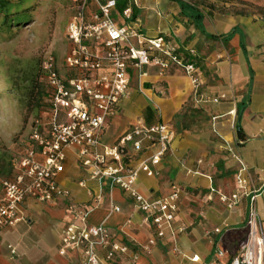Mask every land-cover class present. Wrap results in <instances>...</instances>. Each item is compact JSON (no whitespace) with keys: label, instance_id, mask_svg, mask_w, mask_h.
<instances>
[{"label":"crops","instance_id":"obj_1","mask_svg":"<svg viewBox=\"0 0 264 264\" xmlns=\"http://www.w3.org/2000/svg\"><path fill=\"white\" fill-rule=\"evenodd\" d=\"M178 1L193 4L192 0H136L132 19L146 38H162L184 64L194 65L198 87L192 86L183 66L174 63L164 71L153 64L129 69L128 91L115 115L104 123L100 150L115 145L139 121L146 126L167 125L171 133L168 150L153 168L152 177L139 175L135 189L154 201L177 187L174 228L183 221L185 231L150 245L153 227L144 223L132 200L119 188L90 180L71 148L58 177L69 197L51 203L26 198L21 206L23 220L0 228V264H78L80 251L58 253L61 233L73 221L70 205L85 211L86 225H105L112 240L128 248V254L116 257L114 264H229L246 239L252 195L264 228V41H254L240 25H227L220 34L212 32L205 12L195 6L203 15L201 28L182 14ZM217 42L225 45L218 52ZM215 57H225L219 71L212 65ZM201 61L205 69L199 66ZM62 62L64 72L58 67L59 73L74 77L75 72ZM216 78L225 85L212 86ZM216 98L217 103L212 101ZM144 147L136 154L128 145L129 158L124 163L135 166L157 148ZM242 167L249 196L240 192L236 206L228 209L219 198L236 192ZM14 176L12 167L6 180ZM88 190L100 195L99 203H93ZM219 251L222 258L216 256ZM194 257L200 263L191 262Z\"/></svg>","mask_w":264,"mask_h":264},{"label":"built area","instance_id":"obj_2","mask_svg":"<svg viewBox=\"0 0 264 264\" xmlns=\"http://www.w3.org/2000/svg\"><path fill=\"white\" fill-rule=\"evenodd\" d=\"M6 1V0H0ZM73 15L66 28L70 47L64 66L75 76L64 78L52 53L42 57L40 69L50 93L48 109L33 121L30 144L13 164L15 176L1 183L0 228L14 227L23 220L21 206L26 198L36 203H51L69 197L70 193L58 181L63 172L66 152L75 149L79 163L87 169L90 180L106 183L109 189L119 188L143 214L144 223L153 227L154 245L166 235L183 233V221L174 228L179 189L162 199L149 201L135 189L140 174L152 177L154 169L170 144V128L165 124L146 126L139 121L115 145L100 150V137L105 121L115 115L119 102L129 87V69L153 64L161 71L170 63L183 66L193 87L199 82L193 64H184L175 48L162 38H146L139 23L132 19L131 7L136 0H68ZM122 2L124 8L119 10ZM155 53H158L155 55ZM105 71V72H103ZM221 96L220 99H223ZM219 99H212L217 103ZM145 144L156 145L152 156L135 166H128V145L134 153L142 152ZM245 169H239L236 192L219 200L232 209L239 201L240 192L249 196ZM93 203L100 195L87 191ZM255 196L250 197L251 209L247 220V236L229 264H264V228L253 208ZM72 223L62 231L59 255L80 251L78 264H114L116 257L128 254L125 245L114 242L105 225L85 223V211L69 206ZM118 212V207H112ZM216 233L219 230L215 231ZM15 255L14 249H10ZM217 258L223 253L217 252ZM136 260V257H132ZM200 263L197 257L191 259ZM206 264H214L209 262Z\"/></svg>","mask_w":264,"mask_h":264},{"label":"rangeland","instance_id":"obj_3","mask_svg":"<svg viewBox=\"0 0 264 264\" xmlns=\"http://www.w3.org/2000/svg\"><path fill=\"white\" fill-rule=\"evenodd\" d=\"M206 14L212 32L240 25L254 41H264V0H192ZM0 12V189L15 161L30 144L32 124L45 103L47 85L39 74L45 53H52L63 74L69 43L66 28L73 15L68 0H7ZM23 19L18 25L17 20ZM259 43V42H258ZM217 52L221 42L215 44ZM215 57L212 65L219 71ZM199 62V66L205 69ZM264 62V61H262ZM212 86H224L217 78Z\"/></svg>","mask_w":264,"mask_h":264},{"label":"trees","instance_id":"obj_4","mask_svg":"<svg viewBox=\"0 0 264 264\" xmlns=\"http://www.w3.org/2000/svg\"><path fill=\"white\" fill-rule=\"evenodd\" d=\"M6 1H0V12L5 14L4 16H8L9 15V8L6 6L7 3ZM179 3V6L181 8V12L182 14L187 17L189 20H191L193 23L197 24L199 27H201V21H202V18H203V15L202 13L195 7V5L193 4H190V3H186V2H183V1H178ZM124 8V4H122V2H120L118 4V9L121 10ZM26 18H21V19H18L17 20V23L18 25L20 24V22H23V20H25ZM202 28V27H201ZM42 60V59H41ZM41 60H40V63H39V74L40 76L42 77V73H41V69H40V64H41ZM49 101H50V93H49V90L48 88L46 89V92H45V103H44V106L41 107L40 109V112H43L45 113L48 109V105H49ZM38 116V115H37ZM36 116V117H37Z\"/></svg>","mask_w":264,"mask_h":264}]
</instances>
